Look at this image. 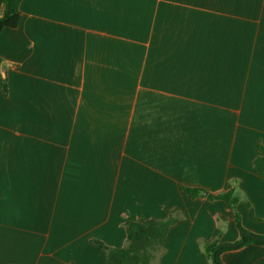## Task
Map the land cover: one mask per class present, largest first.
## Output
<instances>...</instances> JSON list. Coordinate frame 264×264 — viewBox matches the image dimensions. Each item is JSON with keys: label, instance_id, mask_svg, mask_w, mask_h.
I'll return each instance as SVG.
<instances>
[{"label": "crops", "instance_id": "1", "mask_svg": "<svg viewBox=\"0 0 264 264\" xmlns=\"http://www.w3.org/2000/svg\"><path fill=\"white\" fill-rule=\"evenodd\" d=\"M21 13L0 33V264H110L97 242L125 248L129 223L170 218L152 264H214L207 245L242 235L209 198L223 193L264 236V0H22ZM220 259L258 264L264 246Z\"/></svg>", "mask_w": 264, "mask_h": 264}, {"label": "trees", "instance_id": "2", "mask_svg": "<svg viewBox=\"0 0 264 264\" xmlns=\"http://www.w3.org/2000/svg\"><path fill=\"white\" fill-rule=\"evenodd\" d=\"M22 0H0V6L5 11L0 13V33L5 28H16L19 25ZM2 15V16H1ZM2 58L0 57V76L2 69ZM7 82H4V90L7 91ZM260 153L264 150L260 148ZM254 173L264 179V157H259L255 161ZM190 198L198 197L202 190L184 189ZM211 200L226 201L233 211L238 229L242 233L241 241L235 244H219L213 242L207 245V252L212 256L214 264H223L221 254L223 252L235 251L247 245L264 246V236L250 233L241 224V217L237 207L239 199L232 193H223L215 196H209ZM176 220L170 218L166 221L149 220L145 223L128 224L127 238L128 246L121 249H112L103 243L97 244L105 251L110 264H152L154 256L164 247L168 234L175 224ZM258 264H264V259Z\"/></svg>", "mask_w": 264, "mask_h": 264}, {"label": "water", "instance_id": "3", "mask_svg": "<svg viewBox=\"0 0 264 264\" xmlns=\"http://www.w3.org/2000/svg\"><path fill=\"white\" fill-rule=\"evenodd\" d=\"M2 11H5L4 7H3ZM1 16H2V15H1Z\"/></svg>", "mask_w": 264, "mask_h": 264}]
</instances>
